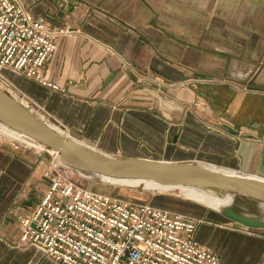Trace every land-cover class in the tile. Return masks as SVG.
Listing matches in <instances>:
<instances>
[{
	"label": "crops",
	"instance_id": "obj_1",
	"mask_svg": "<svg viewBox=\"0 0 264 264\" xmlns=\"http://www.w3.org/2000/svg\"><path fill=\"white\" fill-rule=\"evenodd\" d=\"M20 4L47 29L72 31L55 41L41 71L62 91L1 74L69 138L119 159L264 180V0ZM40 153L0 143V264H55L40 248L18 245L17 218L32 213L49 186ZM202 227L195 240H208L218 264H264V232L225 234L213 251L214 230L205 239Z\"/></svg>",
	"mask_w": 264,
	"mask_h": 264
},
{
	"label": "built area",
	"instance_id": "obj_2",
	"mask_svg": "<svg viewBox=\"0 0 264 264\" xmlns=\"http://www.w3.org/2000/svg\"><path fill=\"white\" fill-rule=\"evenodd\" d=\"M71 33L68 28L47 29L20 0H0V88L44 124L63 132L43 108L7 83L1 70L62 91L41 71L53 56L55 41ZM40 151L52 155L50 173L45 174L49 186L34 211L17 218L19 246L40 248L55 264H218L195 240L198 220L80 187L67 179L51 150Z\"/></svg>",
	"mask_w": 264,
	"mask_h": 264
},
{
	"label": "water",
	"instance_id": "obj_3",
	"mask_svg": "<svg viewBox=\"0 0 264 264\" xmlns=\"http://www.w3.org/2000/svg\"><path fill=\"white\" fill-rule=\"evenodd\" d=\"M0 124L57 154L62 167L94 179L153 182L165 188H190L220 198L232 195L264 204L263 179L229 175L201 164L119 159L97 152L79 141L57 134L1 88ZM222 213L245 229L264 230L262 217L240 215L234 207L224 208Z\"/></svg>",
	"mask_w": 264,
	"mask_h": 264
},
{
	"label": "rangeland",
	"instance_id": "obj_4",
	"mask_svg": "<svg viewBox=\"0 0 264 264\" xmlns=\"http://www.w3.org/2000/svg\"><path fill=\"white\" fill-rule=\"evenodd\" d=\"M0 143L6 146H10L13 149H23L34 154H41L40 149L26 147L23 144L17 143L6 139L0 135ZM46 158L47 171L45 174L50 173L52 164V155L42 152ZM53 154V153H52ZM54 155V154H53ZM64 175L74 184L91 189L93 192L100 194H106L109 196H115L123 200L132 202H140L165 209L172 213L180 214L198 220L200 226H203V234L206 239L207 230H214L213 238L210 243H214L215 246H211V250H216L217 245L221 243V237L225 234H236L244 236H257L264 231H253L245 229L236 223L227 219L219 207L213 202H206L205 197L194 192H183L175 190L173 188H165L158 185H152L150 183L140 184L134 188H125L116 183L98 181L94 178H86L78 175L75 171L64 168ZM46 177V176H45ZM49 180V176L46 177ZM233 207L240 215L247 217H262L264 214V204H257L243 197H235ZM220 211V212H219ZM202 234V235H203ZM208 240L205 242L207 248ZM208 249V248H207Z\"/></svg>",
	"mask_w": 264,
	"mask_h": 264
},
{
	"label": "bare ground",
	"instance_id": "obj_5",
	"mask_svg": "<svg viewBox=\"0 0 264 264\" xmlns=\"http://www.w3.org/2000/svg\"><path fill=\"white\" fill-rule=\"evenodd\" d=\"M47 123H48L47 126H49L57 134H59V135H61L63 137L69 138L67 133L63 132L62 130H59L58 128H56L51 123H49V122H47ZM0 135L5 137L8 140L15 141L17 143L23 144L26 147H31V148H35V149H41L42 148L40 145H38L34 141H32V140H30V139H28V138L16 133V132H13L12 130L8 129L7 127H5L2 124H0ZM50 152H52V151H50ZM52 153L54 154L55 157L57 156V154H55L54 152H52ZM56 158H58V156ZM224 173L229 174V175L236 174L235 172H231V171H224ZM96 180L103 181V182L116 183V184H118V185H120L122 187H125V188H134V187H137L140 184H145V183H150V184H152L154 186L157 185V184H155L153 182L140 183V182L115 181V180H105V179H96ZM175 190H180V191H183V192L198 193V194H200V195L205 197V201L206 202L215 203L219 207L220 211H222L224 208L233 207L234 202H235V196H232V195H227V196H225L223 198H220L219 196H216L214 194L206 193V192H203V191H200V190H196V189L178 188V189H175ZM95 193H97V192H95ZM98 194H100V193H98ZM102 195H106V194H102ZM262 218L264 220V214L263 213H262Z\"/></svg>",
	"mask_w": 264,
	"mask_h": 264
}]
</instances>
